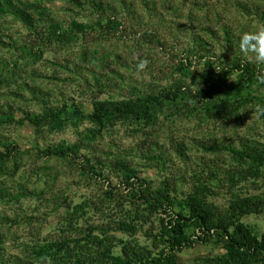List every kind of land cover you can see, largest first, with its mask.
<instances>
[{
    "label": "rangeland",
    "instance_id": "obj_1",
    "mask_svg": "<svg viewBox=\"0 0 264 264\" xmlns=\"http://www.w3.org/2000/svg\"><path fill=\"white\" fill-rule=\"evenodd\" d=\"M82 1L30 0L50 9L60 31L72 21L87 26L69 40L49 34V20L31 29L13 14L0 16V264H102L106 250L157 256L164 246L159 216L170 217L134 195L124 166L152 189L168 179L177 213L198 197L214 220L235 218L264 234V168L238 177L248 165L229 150H264V65L241 50L243 35L264 32V0H126V9L104 0L111 8L105 16L121 22L114 28H100L97 8ZM240 59L254 71L240 73L233 66ZM164 88L180 95L156 106L148 127L117 120L94 136L97 126L71 111L72 103L90 112L96 100ZM65 104L63 129L20 121ZM62 144L74 152L58 154ZM120 221L136 231L120 230ZM63 238L72 240L63 256L35 257L34 249ZM223 252L210 238L167 254L175 264H216L207 260Z\"/></svg>",
    "mask_w": 264,
    "mask_h": 264
},
{
    "label": "trees",
    "instance_id": "obj_2",
    "mask_svg": "<svg viewBox=\"0 0 264 264\" xmlns=\"http://www.w3.org/2000/svg\"><path fill=\"white\" fill-rule=\"evenodd\" d=\"M73 6L81 7L86 2L82 0H66ZM93 7L97 8L99 18L97 25L104 28V22L109 28L117 27L119 22L115 15L105 16L104 11L110 3L104 0H87ZM122 8L126 9L130 5L126 0H120ZM50 9L46 6L31 3L30 0H0V16L13 14L27 27L36 29L38 23L50 21L49 34L55 33L61 39L69 40L73 38L74 31L86 32L87 26L78 21H72L65 30L61 24L50 17ZM35 14V15H34ZM264 19V13L261 14ZM200 40V41H199ZM230 41V39H229ZM2 39L0 37V43ZM198 42H203L201 37H198ZM236 67L240 73H251L254 71L249 62L244 59L235 61ZM226 73V71H224ZM134 91L131 96L120 100H96L93 104V109L86 112L82 106L72 103L71 111L73 116L81 121L94 123L97 127L91 132L94 136L101 135L108 127L113 126L117 120H131L138 125L148 127L154 120V109L156 106L162 105L165 101H176L180 95V90H168L166 88L155 92L137 93ZM257 98V97H255ZM251 101L249 97H241V103ZM227 107V105H226ZM69 109L68 105L58 107L52 110L51 113L43 115L26 114L24 120L30 121L36 127H40L45 123H49L53 129H63L65 120L63 114ZM76 151L80 146H75ZM58 154L68 155L73 151L72 146L60 145L57 149ZM229 150L235 157L238 163L246 166L239 171L238 177L245 178L247 173L252 176V173L264 168V150L260 148L246 149L230 146ZM56 152V151H55ZM149 160L162 161L166 164V159L162 156L146 155ZM127 186L134 188V195L146 203L153 204L158 209L159 214L166 213L170 219L165 220L159 216L164 234L160 237V241L164 246L159 250L157 256H141L140 254L132 253L131 258L120 254H114L111 251H104L102 264H175V259L168 256L167 251H179L186 246H191L197 241H209L214 238V241L222 244L224 249L223 254L210 258L207 261L216 264H264V234L261 236L251 226L232 218L231 221L214 220L201 205V199L198 197L189 198L185 201V206L188 212H175L172 207L174 203L171 196V187L168 179L164 180L158 188L152 189L150 182L146 178H142L138 171L130 166H124ZM100 175V174H99ZM235 174H231L233 178ZM246 207V206H245ZM189 227L194 228L191 232ZM119 229L134 233L136 226L127 221H120ZM155 238L158 236L153 235ZM72 240L70 238L56 239L43 244L33 250L36 258L43 261H55L63 256L68 250ZM74 264H88L87 262L76 259Z\"/></svg>",
    "mask_w": 264,
    "mask_h": 264
},
{
    "label": "clouds",
    "instance_id": "obj_3",
    "mask_svg": "<svg viewBox=\"0 0 264 264\" xmlns=\"http://www.w3.org/2000/svg\"><path fill=\"white\" fill-rule=\"evenodd\" d=\"M253 41L255 44L253 45ZM241 50L247 55L249 50L255 53L254 62L257 65H264V32L254 34V35H243L241 37ZM253 58L249 57L251 61ZM147 66L146 60H141L137 68L143 70ZM260 81L264 83V75L259 77Z\"/></svg>",
    "mask_w": 264,
    "mask_h": 264
}]
</instances>
